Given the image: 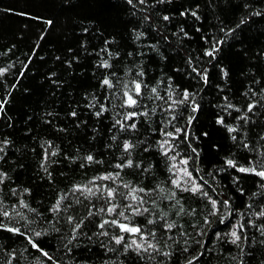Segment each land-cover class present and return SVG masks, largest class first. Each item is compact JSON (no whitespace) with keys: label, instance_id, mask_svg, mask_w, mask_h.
<instances>
[{"label":"trees","instance_id":"1","mask_svg":"<svg viewBox=\"0 0 264 264\" xmlns=\"http://www.w3.org/2000/svg\"><path fill=\"white\" fill-rule=\"evenodd\" d=\"M185 10L199 19L181 16ZM237 24L216 59L206 57L211 43L202 37L214 41L224 36L222 27ZM105 60L108 69L99 66ZM192 67L207 69V84ZM0 69H7L0 76V101L7 99L0 112V213L10 214H0V222L19 227L52 257L0 229V264H264V216L258 215L264 181L225 164L233 159L238 166L264 167L257 164L264 162V0H0ZM105 77L112 88L102 86ZM134 81L145 86L140 104L124 108V85L131 88ZM184 89L196 94L197 112L190 103L169 108ZM228 103L241 111L225 110ZM249 103L256 105L250 119L238 120ZM101 105L107 111L97 117ZM132 111L148 115L125 122L135 129L115 123ZM219 116L238 131L230 134L217 124ZM175 128L186 129L188 139L163 134ZM125 142L135 145L130 153ZM181 158L220 202L215 215L208 198L172 183L175 168L169 169ZM129 159L131 167H116ZM109 189L114 197L107 196ZM61 197V211H50ZM137 208L142 214H135ZM113 219L139 226L144 235L154 232L148 239L159 251L138 255L134 245L125 251L112 236L123 235L128 244L143 241L110 224L98 228ZM80 220L83 226L73 233ZM238 223L245 230L233 244L230 232ZM105 230L108 235L99 234ZM35 231L47 234L35 237Z\"/></svg>","mask_w":264,"mask_h":264},{"label":"snow or ice","instance_id":"2","mask_svg":"<svg viewBox=\"0 0 264 264\" xmlns=\"http://www.w3.org/2000/svg\"><path fill=\"white\" fill-rule=\"evenodd\" d=\"M127 2L129 4L132 3V0H127ZM145 0H140V3H144ZM161 2H164V0H161ZM191 15L193 17H195L196 19H199V16L197 14L196 11H188V10H185L184 12H181L180 15L181 16H186V15ZM256 15H260V13H256ZM163 19L165 21L169 20V16L165 15L163 17ZM245 21L244 20H241V24L244 23ZM48 23H51L50 21ZM240 27V24H237L236 25V28H233V29H228L227 31H225V29L222 27L220 29V31L222 33H224V36L219 38V39H215L214 41H208L206 37H202V39H205L206 42H209L211 43V47L210 48H206L205 51H204V55L206 57H209L211 58L212 60H215L216 59V56L217 54L220 52L221 50V46L224 45V43L226 42V38L231 36L232 33H234L236 31L237 28ZM181 32H183V28H181ZM185 37H187V33H184ZM111 55V54H109ZM189 63H191V61H189ZM100 67H103L105 69H108L111 67V65L108 63V61H103L100 65ZM192 71L196 73L197 76H199L201 78V80L207 84L208 83V74H207V69H204L203 71H200L198 70L196 67H192ZM7 72V69H0V76L4 75L5 73ZM23 73H21L22 75ZM222 74L224 77H227L228 73L227 71L223 70L222 69ZM138 76H143V72H140L138 73ZM102 86H106L107 88H112L113 87V84H112V81L111 79H109L108 77H105L103 80H102ZM143 86L142 85V82L141 81H134L133 82V87L129 88L127 84L124 85V88H125V91L123 92V103H122V107L124 108H132V109H135L137 108V106L140 104V98L142 97L143 95ZM151 92L153 94H155L157 92V89L156 88H152L151 89ZM195 93L194 92H189L187 89H184L181 93H180V98L178 100H173L172 101V104L169 105V108L171 109L174 105H177V104H185V103H190L191 104V111L193 113L197 112L199 110V104L196 103L194 97H195ZM157 98H160V97H157ZM225 101H227V97H224ZM5 104H7V99L5 98L4 100L0 101V112H3L4 111V106ZM94 106V105H92ZM256 107L255 104H252V103H249L247 105V112L244 114V115H241V116H238L237 119L238 120H244L245 122H247L250 118L247 116V113L249 112H252L253 109ZM227 109H233L235 110L236 112H240L241 110L239 108H236L233 104L231 103H228L226 106H225V110ZM104 111H107L106 108L103 107V105H101L100 107V110L97 111L95 113V115L97 117H99L100 115L103 114ZM72 116H76V112L73 111L71 113ZM138 115H145L147 116L148 113L147 112H137V111H132V112H128L125 114V117H124V122L120 121V120H116V124H119L121 125V127H125L127 126L128 128H131V129H135L136 127V124L135 123H131V124H125L126 121H129V120H134L136 116ZM173 119H175V117H172ZM195 119L194 116H190L189 117V124H191V121ZM171 121H169L170 123ZM217 124L221 125V126H224L227 128V131L231 134V133H235L238 131V127H234V126H228L225 124V121H224V118L223 116H219L217 118ZM176 133H184V136H185V139L187 140L188 139V132L186 129H182V128H175V132H165L163 133L165 136H169V137H172L173 139H177L178 137L176 136ZM204 135L206 136L207 133H204ZM231 139L233 141H236L237 140V136L235 135H232L231 136ZM261 139H264V136L261 137ZM169 141L165 140L163 142V144L161 145V147L164 146V144H168ZM241 145L242 147L244 148H248L249 145L247 143H244L243 141H241ZM135 147L134 144H132L131 142H125L123 144V149L125 152H131V150ZM170 149H166L164 151V155H168V151ZM0 151H3L2 148H0ZM145 151H147V149H145ZM193 152H196V149L193 148L192 149ZM52 155H55V152L52 153ZM178 155V153H177ZM47 157H48V153L46 152L45 153V160H47ZM87 161H93L94 160V157L89 155L86 157ZM170 159H172L173 161L176 159L175 156H172L170 157ZM181 164L183 165H187L188 164V159H182L180 161ZM251 163V162H250ZM261 163H264V162H261V161H257V164H261ZM225 164L228 168H234L237 172L239 173H243V174H253L257 177L260 178L261 181H264V167H261L260 170H257V167L255 166H250V167H244V166H238L237 163L235 162V160L233 159H226L225 161ZM132 166V161L129 159L127 161L126 164H118L116 165L117 168H123V167H131ZM138 166V165H137ZM176 164H172V166L170 167L169 171H172V169L176 168ZM183 171V175L188 177L189 180L191 181V186L190 187H183L181 188V184H180V181L178 180H173L172 183L177 187L179 188L181 191H185V192H191L193 195H197V194H200L202 195L203 197H206L208 198L209 202L212 204V207H213V212L211 213L212 215H215L216 214V211H218V207L217 205L220 203L219 201L215 200V199H212L211 197L208 196V192L204 191V185L203 184H199L196 182L195 178L192 177V174L191 172L188 171L187 167H185L184 169H182ZM5 174L3 173H0V184L3 183V177H4ZM119 174L117 173V176ZM112 177L109 175V176H103V177H100V179H104V180H108V179H111ZM238 181V177L234 178ZM127 187V186H126ZM261 187H264V184H261ZM81 189L80 188H77L76 191H80ZM25 191H27V189H25ZM87 191L91 194V189H87ZM137 190L136 189H133V193H135ZM139 191L143 192L144 189H139ZM241 194H243V190L241 189ZM173 196H175V193L172 194ZM107 196L108 197H114L115 196V191L112 190V189H109L107 191ZM131 198L133 200L137 199V197L134 195V194H131ZM63 199V197H61L60 199L57 200L56 202V205H54L50 211L52 212H56L58 213L59 211H61V208H60V203H61V200ZM223 204L225 206H228L229 205V201L228 200H224L223 201ZM21 206L22 207H27L26 204H24L23 202H21ZM115 207L116 206H113V207H110L107 209L108 213H113L115 212ZM127 207H132L130 204L127 205ZM249 207H251V205H249ZM31 211H35L34 209H31ZM100 211H105V209L101 208ZM143 211H147V209H144ZM135 214H142L140 212V209L137 208L134 210ZM2 214L3 216L5 217H8L10 214L8 212H2L0 213ZM93 213L91 211L88 212V216H91ZM118 215L120 216H123L124 213L123 212H120ZM258 215L260 216H264V211H261ZM125 219H128L127 217H125ZM74 222V217L72 216H69L67 218V223L68 224H73ZM149 223H154V221H149ZM112 225L114 227H117L119 228L120 232L121 233H129L131 235H134V236H139L140 237V240L143 241V243H137L136 240H132L131 241V244H128L125 242V237L123 235H114L112 236V240H114L115 244L117 245H123L124 246V249L125 251H127L130 247H132V245L135 246L136 249H138L139 251L137 252V254L139 255L140 252H148L149 249H152L153 251H159V249L156 247L155 244H153L149 239H148V236H152L153 238L155 237V233L152 232V233H149L148 235H144L143 234V230L139 227V226H130L129 224H125V223H121L119 222L118 220L116 219H113V220H104L102 221L99 225H98V228L101 229V230H104L105 229V225ZM83 226V220H80L79 222H76L73 226V233L77 232L81 227ZM174 227L173 224H168L167 225V228L169 230H171L172 228ZM261 229H264V225H261L260 226ZM0 229H3V230H6L8 232H11L13 234H16V235H21V236H24L27 240H28V243L31 245V247L33 249H35L36 251L40 252L41 255L47 257L49 260L52 259V257L48 254V252H46L44 249H42L40 247V245L36 242L35 239H33L32 236H29L27 235L25 232H22L21 229L19 227H8L6 225H4L2 222H0ZM236 229H239V231H237ZM56 232H59L60 229L59 228H55L54 229ZM244 230H245V226L243 223H238L236 225H234L233 227V230L230 232V236L232 237L231 239V243L233 244H237V242H239L241 239H242V234L244 233ZM47 232L44 231V232H41V231H35L34 232V236L35 237H41L42 235H46ZM100 235H108V232L105 230V231H101L99 233ZM262 234H264V231H262ZM75 235L72 236V239H75ZM243 239H247V236H243ZM72 241L69 240L68 243L70 244ZM262 243H264V241H262ZM65 247H67V245H65ZM111 250V249H109ZM186 250V249H185ZM68 251L70 252L71 249L69 248ZM165 255H170L168 253H166ZM189 264H191V261H189Z\"/></svg>","mask_w":264,"mask_h":264},{"label":"rangeland","instance_id":"3","mask_svg":"<svg viewBox=\"0 0 264 264\" xmlns=\"http://www.w3.org/2000/svg\"><path fill=\"white\" fill-rule=\"evenodd\" d=\"M182 159H185V158H181L180 160L176 161V168H175V180H178L180 181V184H181V187H190L191 186V181L189 180L188 177L184 176L183 175V171L182 169H184L185 167H187L188 171H190V169L188 168V166L186 165H183L180 163V161ZM192 174V177L195 178L196 182L200 184L199 180L196 178V176L191 172Z\"/></svg>","mask_w":264,"mask_h":264}]
</instances>
